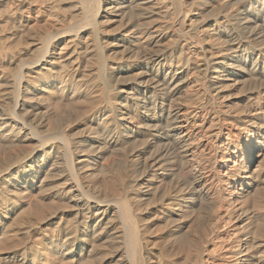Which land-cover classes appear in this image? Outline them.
I'll use <instances>...</instances> for the list:
<instances>
[{"label":"bare ground","instance_id":"obj_1","mask_svg":"<svg viewBox=\"0 0 264 264\" xmlns=\"http://www.w3.org/2000/svg\"><path fill=\"white\" fill-rule=\"evenodd\" d=\"M81 1L84 2L85 0ZM92 1V5L90 4L91 6H89L90 8L87 9L86 7V9H84L87 14L82 20V24H80L77 29L75 35V38L77 40L80 39L81 41V36L83 37V35H85V33L89 29L95 32L97 31L96 33H98V31L101 29L100 27H102L104 23H108L111 18L116 17V15L123 16L124 14L120 13L123 8H130L129 10L132 12H134V10H139L141 12H138V15H140L136 18H142L143 16L147 17L148 15L154 16L158 14V11L163 9L164 14H166L165 17L168 16L169 18H171L173 25L171 28H169L171 31L168 30L169 32L160 35V39L158 40L160 41L163 39L170 38L172 42L170 43L169 41L170 44L168 43L169 45H165V47L162 49L156 50L158 48H155V50H151V52H149L148 54L142 55V58L146 61V65L144 68H141L139 73L134 76V83L131 87L133 93V103L130 102L127 98L125 102L126 105H128L129 102L132 103L130 108H125L126 110H123L121 108L117 110V107L111 108V116L109 115L111 119L108 120V125H106L100 133L97 131L98 133L95 132L89 134L91 132L90 131L88 132L89 135H87L86 133L85 135L87 136H83V138L79 140L72 138L71 140L70 137L68 138L66 135H63L64 132L61 133L63 136H61V134L58 135L57 133L58 136H61L59 138L60 147H58L59 144L54 145L53 142L55 141L52 140V144L50 143V136L43 135L45 132L42 134L44 129L48 127L47 126L46 128L42 129L44 126L47 125L46 123L40 122L44 118H39L40 121L37 120L40 123L38 124L39 126L33 127L32 125L27 124L26 120L23 118L24 116H20V113L24 110V108L28 104L30 106V102L36 100L34 99V97L36 96H33L34 80L31 79V76H35L38 80H41V78H43L44 72L49 71V66L54 64L52 47L54 46L55 39H53V36H49L50 33L45 35L44 37H33L31 33L28 32L31 31L30 28L32 27V22L34 21L32 17L34 7L30 3H28V0L19 1V3L17 4L19 5V10H16H21L22 13L21 23L24 29L23 35L28 36L27 38H29L31 41L27 44V46H21L25 48H23V50H21L20 52L19 50H16L18 52L13 51L14 49H17L14 47L16 46V44L18 45L19 43H16L12 47L11 44L10 47H8V44L6 47L5 44V46H3V44L0 42V68L2 70V75H0V106L7 99L13 106L12 109L8 108V111L12 110V113H10V115H8V113H6V115L2 111L3 107L0 108V141L2 139H9L14 136L17 140L22 142L23 145H25L24 143H28L29 147L31 144L39 145L42 149V152H37L36 150L31 149V152H28V154L26 153V156L24 154L25 157L20 156L21 159H16V162H12L13 164L11 163V166H9L10 164L6 162L7 164H9H6V167L9 166L7 169L4 166H1L2 169L0 170V249L1 247H3V245L7 243L8 238H10L8 237L10 235L8 232L10 231V233H12L11 228L14 225L10 224L9 222L12 218L11 216L14 214V212H16V206H11L12 204H9L10 206L4 208V204L12 200L13 197L19 196L18 194L20 193L23 194V192H28V194H30V192H32L33 190L42 187L44 181H46L47 178L55 176L57 177L55 179H57L56 183L58 186L56 185V189L58 196L64 197L67 200V203L69 202L70 204H73V207L75 208L74 210H76V212L75 214H73L75 216L73 217L74 219L72 220V222H70L71 220L67 222V219L65 222H60V224L58 223L59 227L56 234H44L43 232L45 231L40 234L42 235V238L41 241L38 242H42V244L45 245V248H43L42 255L47 257V260L48 258L50 260L56 259V257H61V260L62 258H64V260H69V264L70 262L72 264H94L95 262L93 261L95 260V257H97L100 253H96L97 249H95V247L98 248L97 244L104 240L107 241L113 239V236L114 238L115 236H117L116 238L120 240L118 242V256H120L121 264H175V259L172 258L173 256L171 252V254H168L169 252H163L162 250L161 252L157 251L159 253L158 254L155 252V250L152 249L153 246H150L151 240L149 238V235L150 229H152L151 227L153 226L149 225L147 221V217L150 213L143 211L141 213L135 212L136 208H138L139 205L136 207L137 204L134 203V201L136 200L132 201V199H130L133 197V195H130L129 197V194L127 195L124 192V189H126V191H129L126 188V186L128 185L127 180L125 178L126 174L124 175V173L120 172L115 175L114 173V181H111L114 182V185H110H113L115 187L113 188L115 189L114 191L109 188L112 192L109 191L96 194V192L93 190L95 192L94 194L90 190V185L88 186L87 182L86 184H84L83 182L84 179L82 177V170L85 169V167L83 166L79 168L78 166L81 165V163L83 162H87V169L93 170V168H95V166L97 165L95 163L96 161L94 162L90 160L89 157V159H87L86 161L79 160V155H87L89 154V151L91 153L92 149H96L95 146L98 148V145H101L102 147V144H121L123 153L128 159L130 154L127 152V147L130 145L131 142L133 143L132 140L136 139L137 137H140L143 140L142 145L139 147L140 149H136V152L134 151V149H132L134 152H130L132 153L130 157H132L131 162H133L134 164V166L132 167H136L139 172L141 171V177L138 176L140 178V188L138 190V195L140 198L142 197L141 202H143L144 204L148 203V205H152L155 202L154 200H156L155 197H157L156 194L158 193V188L156 185L157 183L155 182L156 179L152 180L150 179V177L152 178L153 175L155 177V175H157V172H163L166 169V165L171 162V160L177 161L179 162V164H182L179 165L180 169L179 171L177 169L176 173L174 172L171 174L164 175L168 179H171L170 181L173 180L174 182L175 180L176 187L174 189H171V192H167L168 194H166V196L164 197V199H162L160 203H155V205H158L156 207V211L159 212V214L156 216L158 222H167L168 225L172 226L174 223H176V220L173 218V216H176L177 220L178 218L180 220H185V222L183 221L185 225L187 224L186 219H188L189 215L195 212L203 211L204 209H208L205 208L207 207V204L206 202H204L207 200L211 201L213 210H215V215L213 216V218L214 220H218H216V222H214L210 226L206 225L207 227H204L201 232L202 236L201 233H199L200 238L198 240H196L197 238L194 239V237H197L198 232L195 236L192 235L193 232L195 233V231H187L186 229V231L184 232L182 230L183 227L179 229V226L178 229L171 228L172 231L170 233L169 238L173 240L175 245H178L181 250H187V252H184L187 253L185 259L186 261L184 260V264H251L252 262L253 264H259V262H261L262 260L264 263V253L262 252V250L264 251V249L262 248L263 242L262 244H260V242L255 237L256 233L254 236L253 231L250 230L251 223L253 221L251 222L250 217L245 215L247 214L248 210L247 207L250 201L249 197L259 191V189L261 188L260 184H262L264 181L262 180V175V177L258 176L259 172L264 168V85H261L256 91H254V97L252 96L253 103L251 104L249 112L243 114L241 111H238L239 115H235L231 111L226 110V108L224 110L221 108L223 107L221 106V94H223L231 86H229L227 83V79H229L230 77L235 78L238 83L242 77L244 78L248 75L250 76V79L251 76H253L254 80H264V0H210L209 7L202 8V6V9H197V6H195L197 7L196 9H190V5L188 7V2H186L185 0ZM231 1L240 2L242 3V5L235 9L232 14L229 15H214V13H212L214 16H211L209 14V11H214L215 8L220 9L222 5H225V3L229 4L231 3ZM31 3H33V1H31ZM158 4H162L160 10L157 8ZM5 8L9 9L10 7L8 8L6 6ZM143 11H145V13H143ZM136 14H132V19L133 15L136 16ZM1 15L3 16L4 13H1ZM5 15L8 14L6 13ZM123 17L126 18L127 16ZM133 25L134 23L131 25L129 24L128 28H132ZM4 26L1 27L3 28ZM147 30H149V28ZM3 33L6 32L4 31ZM98 35V38L96 37V39H99ZM212 35H216L218 41L220 40L222 44L225 43L224 46H220L221 48L218 53L213 52L214 50L212 51V49L208 48L207 45L204 46V43H206L205 41L207 39L209 40L214 37L213 36L212 38H210ZM18 39L19 37L17 38V40ZM141 39L142 36L138 35V37L134 38L130 42L132 49L131 52L133 53L132 55L134 56V59H137L141 56V51L145 46L144 44H146L144 42V39L146 38L142 39L143 42H141ZM102 41L106 42V40ZM19 42L24 45L22 40ZM212 42L213 41L208 44L210 45L212 44ZM96 43L99 44L96 45L99 46L100 51L104 52L106 50V45H104V43L101 44L99 41ZM251 43H253L254 47H249L250 50L246 51V46ZM219 45H221V43H219ZM97 48L98 47H94V49ZM100 51L98 50L97 52L99 54H102ZM26 53L31 54L33 58L30 60H25V57H23V60L22 55ZM233 53H235L234 56ZM76 60L79 59L76 58L75 62ZM106 61L104 63L105 70L106 67L109 66L108 62ZM8 67H13V70L15 71L14 74L12 73L13 75L11 74V78L7 77V74L5 75ZM236 68H239L238 71H236ZM11 71L9 72L11 73ZM63 71L66 70H64L63 68ZM128 71L134 70L128 69ZM80 72L81 71H79L78 73ZM74 76L75 75H73V77ZM56 79L58 80V78ZM235 79L233 80L235 81ZM60 81L62 82L63 80ZM71 81H73V79ZM246 81L248 80L246 79L244 82L246 83ZM193 84H195V86L197 85L196 95L202 96L200 100L197 99L199 100V102L195 101L194 105H191L193 104V101H191L192 103L190 104H187L188 102L186 103L185 101V103L178 102V104H173V97L186 86H194ZM60 86L63 87L64 85ZM232 87L234 86H231V88ZM123 92L125 91H118L119 94H123ZM186 97L191 96H185V98ZM9 101H7L6 103H8ZM6 103L4 105H6ZM107 104H109L108 101ZM6 106L9 107L8 104ZM46 110L48 112L50 111L48 109ZM44 112L46 113V111H43L42 113ZM37 113L35 114L36 116L38 115ZM37 118H34V120ZM34 122H36V120ZM31 123L32 122H30V124ZM134 128H137V130H135ZM16 144V142L14 145L10 142V145L15 146ZM7 146L9 147V145ZM104 147L105 146H103V148ZM133 148H135V146ZM98 149L95 151L97 152ZM16 153L18 154V152ZM121 155L123 154L121 153ZM17 158H19V156ZM123 159L121 158V160ZM182 161L186 162H184L183 164ZM190 161H195L197 166L193 167L192 165V169H189V167L187 169L186 167L191 163ZM102 167L104 168L103 164ZM108 167L110 166H107L106 170ZM95 169L98 170V168ZM110 170L112 169L110 168ZM184 170V175L179 176L178 172ZM102 171H105V169H103ZM173 171L171 170V172ZM102 174L106 175L107 173L105 174L104 172ZM106 182L107 181H105V183ZM106 184L109 185V182ZM130 184H132V182H130ZM132 185L135 186V183ZM174 186L175 185H173L172 187ZM99 191H102V189ZM130 191H132V189H130ZM160 194L162 195V193ZM138 195H136V199ZM159 197H157L158 201ZM140 200L138 199L139 202ZM158 201L156 200V202ZM112 202L114 204H112ZM203 202L206 204H204V209ZM148 205H145V207ZM174 206L178 208L176 209ZM22 213H24V211ZM44 214L46 213H44V211L42 212L41 210V212H37L34 219L39 222L41 219L44 218ZM118 224L122 225V229L117 228ZM202 228L203 226H201V229ZM29 230H31V228ZM30 236L31 235L29 234V237ZM11 238H13V236ZM11 238L10 240H12ZM15 239L16 238H14V240ZM11 243L13 244V240ZM14 245L16 244L14 243L13 246ZM20 246L22 245L20 244ZM103 248V250L105 251L110 250L106 247ZM2 249L0 251H3ZM18 249L19 250L12 253V255L8 258H10V260L14 261L15 263H29L30 258L28 256L29 254L27 248L24 247ZM105 251L101 252L104 254L106 253ZM116 256L113 257V260L116 258ZM6 260L7 258L0 256V264H2L3 261ZM64 262L63 264H65ZM66 264H68V261Z\"/></svg>","mask_w":264,"mask_h":264},{"label":"rangeland","instance_id":"obj_2","mask_svg":"<svg viewBox=\"0 0 264 264\" xmlns=\"http://www.w3.org/2000/svg\"><path fill=\"white\" fill-rule=\"evenodd\" d=\"M19 1H21V0H16V1H14V0L0 1V3H1L0 4V11H1L2 14L4 13L3 16L0 13V22H1L0 23V29H1V31L4 30L6 32V33H3L4 31H2V33H1V31H0V33H1L0 36H2V37H0V42L3 44V46L6 45V47H7L8 44H9L8 47H10V44H11V47H12L16 43H19L18 45L16 44V46H19V47H16L15 46L14 48H17V49H14L13 51L19 50V52H20L21 50H23V48H25V47H21V46H27V44L30 43L31 40L29 38H27L28 36L23 35L24 29H23V25L21 23L22 22V13H21V10L18 11L19 10V5H17L19 3ZM31 1H33V3H31ZM91 1L92 0H85L84 2H82L81 0H28V3H30L34 7V12L32 14V17H33V20L34 21L32 22V25H31L32 27L33 26L34 27L33 28L31 27L30 28L31 31H28V32H30L33 37H37V36L38 37H44L45 35H47L49 33H50L49 36H53V39H55V40H54V46L52 47V54H53V56H54L53 58L55 60L53 59L54 64H52V65L49 66L50 67L49 68L50 69L49 70L50 72L49 71H45L44 74H43V78H41V80H38L35 76H34L35 78L33 76H31L32 77L31 79L34 80V82H33V93H34V95L33 96H36V97H34V99H36V100H33L32 102H30V106L28 104L24 108V110H23L25 112L22 111L21 112L22 114L20 113V116L21 117L24 116L23 118L26 120L27 124L32 125L33 127L34 126H36V127L39 126L38 125V124H40L39 123V121H40L39 118H44L40 122L41 123H46L47 125L44 124L46 126H44L42 129L46 128L47 126L48 127L46 129H44V131L42 132V134L44 132L47 133V134L44 133L43 135L50 136L49 137L50 143L53 142V141H55L53 143H54V145L59 144L58 147H60L59 138L61 136H63V135H66L68 138L70 137V139L72 138V139L79 140V139L83 138V136L85 137V136H87L89 134H92V133H95L97 131L100 133L103 130V128L106 125H108V120L111 119V117H110L111 116L110 114L112 112V109L111 108H113V107L116 108L117 107L116 108L117 110H119V108H121L123 110H126L128 107L130 108L131 105H132V103H133V100H132L133 93H132L131 87L133 86V83H134L133 82L134 81V76L137 73H139V71L141 70V68H144L145 65H146V61L142 58V55L148 54L149 52H151V50H155V48H158L156 50L162 49V48L165 47V45H169L172 42L170 40V38L163 39V40H160V41L158 40V39H160L159 38L160 35L171 31L169 28H171L172 25H173L171 18H169L168 16L165 17L166 14H164L163 9H161L162 11L160 10V8L162 7V4H158L157 5V8L160 10V11L157 12L158 14H156L154 16H149L148 15L147 17L146 16H143V17L141 16L142 18H140V17L136 18L137 16L140 15V14L138 15V12L141 13L139 10H134V12H132V11L129 10L130 8L129 9L126 8L127 10L125 8H123V10L120 13H123L124 15L123 14H121V15H123L125 17L127 16L126 18H124L123 16H117L116 15V17L111 18V20H109L108 23L106 22V23H104L105 25L103 24V26L100 27L101 28L99 30L100 32L98 31V33H96L97 31L95 32V31L89 29L85 33V35H83V37L81 36V41H80V39H78L79 40L78 41L75 38L76 37L75 35H76V32H77V29H78L79 25L82 24V20L84 19V17L87 14L84 9H86V7H87V9L90 8L89 6H91L92 3H93V1L92 2ZM128 1H127V4H128ZM185 1L188 2V5H187L188 7L190 5V7H189L190 9H192V8H195L196 9L197 7H198L197 9H199V8L202 9L204 7H209V2H210V0H208V1L207 0H185ZM6 2H8L9 4L6 3ZM235 2L236 3H240V2H237V1H231V3H229V4L228 3H225V5H222V7H220L221 10L219 8H215V9L212 8V9H214V11H212V10L209 11L210 12L209 14L211 16L213 15L212 13H214V15H217V14H221V15H229V14H232V12L235 9H237L238 7H240L242 5V3L236 4ZM196 3L197 4L199 3L198 4L199 6ZM86 5H88V6H86ZM236 5H238V6H236ZM6 6L8 8L9 7L10 8L9 9H6L5 8ZM195 6H197V7H195ZM11 8H12L13 11L11 10ZM1 9H3V10H1ZM16 9H18V10H16ZM217 9H219L220 11L217 10ZM4 10H5V12H4ZM127 11H130V12H127ZM6 13L8 15H5ZM133 13L134 14L137 13V14H136V16L133 15V19H132V14ZM143 13H145V11H143ZM10 14H11V16H10ZM8 16H10V17H8ZM139 19H142V20H139ZM133 23H134V25L132 26L133 29L132 28H128L129 27V24L131 25ZM4 24H5V26H4ZM1 26H4V27L2 28ZM10 27H12V28H10ZM6 28H8V29H6ZM148 28H149V30H147ZM28 30H29V28H28ZM124 30H126V31H124ZM139 30H141V31H139ZM143 32H145V33H143ZM149 32H152V33H149ZM147 33H149L150 35L147 34ZM136 34H137V36H136ZM97 35L99 36V39H96ZM138 35L139 36H142V39L146 38V39H144V42L146 43V44H144L145 45L144 48L145 47L146 48L145 49L144 48L142 49V51H141L142 54H141V56L139 58L134 59V56L132 55L133 53L131 52L132 49H131V43L130 42L134 38L138 37ZM18 37H19V39L17 40ZM121 37H123V38H121ZM210 38H212V39H209V40L207 39L205 41L206 43H204L205 44L204 46L207 45V47L210 48V49H212V51L214 50L213 52L218 53L219 50H220V48H221L220 46H222V45L224 46L225 43L222 44V42L220 40L218 41L216 35H212ZM142 39H141V42H143ZM215 39H216V41H215ZM21 40L24 43V45L21 42H19ZM102 40H106V42L105 41H102ZM145 40H147V41H145ZM210 40L213 41V42H212V44L209 45L208 43H211ZM98 41L101 44L104 43V45L107 46V47L105 46V49L106 50L104 52L103 51H100L99 46H98L99 44L96 43ZM169 41H170V43H169ZM82 42H84V43H82ZM25 43H26V45H25ZM213 43H214V45H213ZM219 43H221V45H219ZM96 44H98V45H96ZM85 45H86V47H85ZM147 45H149V46H147ZM252 45H253V43H251L248 46H246L247 48H245V50L246 51L250 50L249 47H254V45L253 46ZM88 46L90 47V49H89ZM94 47L95 48L98 47L97 49L102 54H99L97 52L98 50L97 49H94ZM95 50H97V51H95ZM93 51H94V53H93ZM16 52H18V51H16ZM27 55L29 57H31V58H29ZM30 55L31 54H27L26 53V54L22 55V59L24 60L23 57H25V60H30V59L33 58V56L32 55L30 56ZM78 55H80V56H78ZM234 55H235V53H233V56ZM104 56H105V58H104ZM131 57H133V58H131ZM76 58L79 59V60H76V62H75V59ZM95 58H96V60H95ZM71 61H73V62H71ZM105 61L108 62V64H109V66H107L108 68L106 67V70H108V71H106L104 69V63H105ZM64 63H65V65H64ZM70 63L71 64L73 63V64L71 65ZM75 67H77V68H75ZM63 68L66 71H63ZM67 68H70V69H67ZM100 68H102V69H100ZM13 69H14L13 67H8L5 75L7 74L6 76L9 77V78H11L12 77L11 74L12 73L13 74L15 73V71ZM60 69H62V70H60ZM128 69H132L134 71H128ZM238 69L236 68V71H238ZM11 70H13V71H11ZM9 71H11V73ZM79 71H81V72L78 73ZM61 72L66 73L68 75L63 74ZM82 73L83 74L85 73V74L83 75ZM0 75H2L1 68H0ZM73 75H75V76L73 77ZM109 77H111V78H109ZM56 78H58L59 81ZM67 78H69V79H67ZM72 79H73V81H71ZM233 79H235V78L230 77L229 79H227L228 85L229 86L231 85V86H234V87L231 88V86H230L223 93L224 95L221 94V98H222L221 99V106H223V107H221V106L220 107L223 110L226 108V110L231 111L235 115H239L238 111H241L243 114H245V113L249 112V110L251 108V104L253 103V97H254L253 96V93H254V91H256L258 89V87H260L261 85H264V80H261V81L254 80L253 76H251V79H250V76L249 75L246 76V77H244V78L242 77L241 78L242 80L240 79L239 83H238V81H236V79H235V81ZM243 79H244V81L246 79L248 81H246V83H245L243 81ZM60 80H63V81L61 82ZM253 81H255V82H253ZM64 82H66V83H64ZM249 82H251V83H249ZM229 83H231V84H229ZM252 83H253V85H252ZM60 85H64V86L62 87ZM193 85L195 86V84H193ZM254 85H255V87H254ZM194 86H188V87L186 86L185 88H183L178 94H176L177 96L175 95L173 97V100H174L173 101V104H175V103L178 104V102L179 103L180 102L181 103H185V102L187 103L188 102L187 104H190V103H192L191 101H193V104H191V105H194V102L195 101L199 102V100L202 98V96L201 95H196L197 94L196 93L197 92V85L195 87ZM235 86H237V87H235ZM45 87H47V88H45ZM117 89H119V90H117ZM45 90H47V91H45ZM118 91H125V92H123V94H119ZM43 92H45V93H43ZM105 94H106V96H105ZM107 94H108V96H107ZM186 94H188V95H186ZM130 95H132V96H130ZM185 96H191V97H186L185 98ZM108 97H109V99H108ZM112 97H113V99H112ZM192 97H193V99H192ZM104 98H106V99H104ZM126 98L130 102H132V103L129 102L128 105H126V103H125L126 100H127ZM188 98H190L192 100H190ZM197 99H199V100H197ZM105 100H107L109 104H107V101H105ZM7 101H9V100L7 99L6 101H4L3 104L0 106V108L3 107L2 108V111L5 114L8 113V115H10V113H12V110H9V111H11V112H9L8 111V108L9 109L10 108L12 109L13 106L10 103V101L8 103H6ZM223 101L226 104H224ZM97 102H99V103H97ZM5 103H6V105L8 104L9 107H7L6 105H4ZM222 103H223V105H222ZM57 104H59V105H57ZM195 104H197V103H195ZM110 105H111V107H110ZM113 105H115V106H113ZM244 108H245V110H244ZM27 109H28L29 112L27 111ZM46 109H48L50 111L48 112ZM232 109H233V111H232ZM32 110H34V111H32ZM81 110H82V112H81ZM43 111H46V113L45 112L42 113ZM109 111H110V113H109ZM47 112H48V114H47ZM29 113H31V114H29ZM36 113L38 114L37 116L35 115ZM42 115H45V116H42ZM33 116H34V118H37L38 117L37 119H35L37 123L34 122L35 120H34ZM32 118H33V120H32ZM37 120H39V121H37ZM106 120H107V122H106ZM30 122H32V123L30 124ZM66 122L69 123V124H67ZM48 123H49V125H48ZM90 128H91V130H90ZM134 129L137 130V128H134ZM48 130H50V131H48ZM93 130H94V132H93ZM62 132H64L63 135L61 134ZM88 132H90V133L88 134ZM55 133H56V135H55ZM57 133H58V135L61 134V136H58ZM86 133H87V135H85ZM11 138H9V139H2L0 141V170L2 169L3 166L7 169L9 166H11L13 164L12 162H16L17 161L16 159H18V160L21 159L20 156L25 157L26 156V153L28 154V152H31V149L36 150L37 152H42V149L40 148L39 145H36V144L33 145V144H31L32 146L30 145V147H29L28 143L27 144L24 143L25 145H23V143L20 142L19 140H17L14 136L11 137ZM9 140H10L11 144L14 145L15 142H16L18 145L17 144L15 146L10 145ZM134 140H132V141L137 146L131 142L130 145L127 147V152L130 155L132 154V153H130V152L133 151L132 149H134V151L136 152L137 151L136 149H140L139 147L142 145V142H143V140L140 137H137ZM136 140H137V142H136ZM5 144L9 145V147L7 145H5ZM35 145H36V147H35ZM96 145H98V144H96ZM107 145L108 144H102V147H101V145H98V148L99 149L95 146L96 149H92V152H91L92 154L89 151L88 152L89 154H87L88 156L87 155H82V154L79 155L80 156L79 157V160H85L86 161L87 159L90 158V160H92L94 162L96 161L95 163L97 165L95 166V164H94V166H95V168H98V170L95 169V168H93V170L92 169H87V165H88L87 162L81 163L82 166L81 165H78L79 168H81L83 166L85 167V169L82 170V177L84 179V181H83L84 184H86V182H87V185L88 186L90 185L89 187H90L91 192L94 193V194H95V192H96V194L97 193H103V192H109L110 189H112V191H114L115 190V189H113V188H115L113 186L114 185L113 184L114 182H111V181H114L113 180L114 179V176L117 175L120 172L124 173V175L126 174L125 178H126L127 184H128L126 186V188L129 191H126V189H124V192L127 195L129 194V197H130V195H133V197L130 198V199H132V201L136 200V201H134V203L137 204L136 207L139 205L138 208H136L135 212L136 213L137 212L138 213L139 212L141 213L143 211V212H147V213L149 212L150 213L148 215V217H147L148 218V220H147L148 221V224L151 225V226L153 225L151 227L152 229H150V235H149V238L151 240L150 246L151 245L153 246V247L152 246L151 247H152L153 250H155L156 253H158L157 251L161 252L162 250H163V252L164 251L167 252V253L169 252L168 254H171L172 253V256H173L172 258L175 259V264H182V263L184 264V262L186 261L185 259H186V255H187V253H184V252H187V250H184L183 251V250H181V248L178 245H175V243L173 242V240H171L169 238L170 237V233H171L172 229H178V226H179V229L183 227L182 230L184 232L186 231V229H187V231L188 230L189 231H195V233L193 232V234H192V235H195V236H196V234L198 232L197 237H194V239L197 238L196 240H198L200 238V234L199 233L202 232V230L204 229V227L210 226L211 224H213L214 222H216V220H218V219H215L214 220V218H213V216L215 215V210H213V206H212L211 201H208V200L207 201H204V202H206L207 205L203 202V209L205 207L204 204L207 206L205 208H208V209H206V210L205 209L204 210L202 209L203 211L195 212V213L189 215L188 219H186L187 224H185V225L183 223V221L185 222V220H180L179 218L177 220V217L176 216H173V218L176 220L175 221L176 223H174L172 226L168 225L167 222L166 223L165 222H160V221L158 222L157 221V217H156L159 214V212L156 211V209H157L156 207L158 206L157 204L160 203L162 201V199H164V197L166 196V194H168L169 192L172 191L171 189H174L176 187L175 180H174V182H173V180L170 181L171 179H168L164 175L171 174V173H174V172L176 173V170L178 169V171H179V169H180V166L179 165H182V164H179V162H177V161H172L171 160V162H169L166 165V169L163 172L162 171H160V173L157 172L156 173L157 175H155V177H154V175L152 176V178L150 177V179H152V180H155L156 179L155 182L157 183L156 185H157V188H158V191L157 192L159 193L160 197H159V195L157 193L156 196L159 197V201H158V198L155 197V199L158 202H156V200H154L155 202L153 204L151 203L153 206L150 205V204H149L150 205L149 206L148 203L147 204L146 203L144 204L143 202H141L142 201V197L140 198L139 195H138V190L140 188V186H139L140 185L139 184L140 178L139 177H141V171L139 172V170L136 167H134L135 169L132 167V166H134L133 162H131L132 157H130V155H129V158L127 159V157L123 153V149L121 148L122 147L121 144H116V145L109 144L108 146ZM103 146H105V147L103 148ZM134 146H135V148H133ZM97 149H98L99 152L98 151L97 152L95 151ZM100 149H102V150H100ZM121 149H122V152H121ZM16 152H18V154ZM121 153L123 155H121ZM14 154H16V155H14ZM24 154H25V156H24ZM41 155H42V153H41ZM90 155H92V156H90ZM18 156H19V158H17ZM121 158L122 159L123 158H126V159L121 160ZM124 160H127L128 162L127 161H124ZM6 162L9 163L10 165L7 164ZM182 162L184 164V162H186V161H182ZM130 163H132V164H130ZM6 164L9 165V166L6 167L7 166ZM102 164L104 165V168L102 167ZM192 165H193V167H196L197 166L196 162L194 161V162H191L186 168L188 169V167H189V169L190 168L192 169L193 168V167H191ZM107 166H110V167H108L107 170H106V167ZM110 168L112 170H110ZM101 169L102 170L105 169V171H102ZM108 169H109L110 172L108 171ZM94 170H96V171H94ZM119 170H121V171H119ZM171 170L172 171L174 170V171L171 172ZM98 171H100V172H98ZM111 171H114V172H111ZM104 172H105V174L106 173L107 174L106 175L102 174ZM184 172H185V170L184 171H180V172H178V175L179 176H182V175H184ZM260 172H259L258 176H260V177L263 176L262 177V180H264L263 179L264 178V174H263L264 173V168ZM114 173H115V175H114ZM138 173H139V175H138ZM179 173H181V174H179ZM87 174H89V175H87ZM91 175H93V176H91ZM109 175H111V176H109ZM84 176H85V178H84ZM55 178H57V177H55V176L53 177L52 176V177L47 178V180L44 181L42 187L33 190L34 192L33 191L30 192V194H28V192H25V193L23 192V194L22 193L18 194L19 196L13 197V199L10 200V201H8L7 203L4 202L5 203L4 206H3L4 208L10 206L9 204H12L11 206H16V209H15L16 212H14V214L11 216L12 218L10 219V222H9L10 224H12L14 226H12V228H11L12 230L9 229V230H11L12 233H10V231H9L8 233L10 235L8 234L9 235L8 237L11 238L13 236V238H11V239L13 240V244L15 243L17 246L14 245L15 246L14 247L13 244L11 243L12 240H10V238H8V241L9 242L7 241V243L5 244L6 246L3 245V247H1V249L3 248L2 249L3 251H0L1 252L0 253V256H2L4 258H7V260L6 261H3L2 264H21L19 262H16L15 263L14 261H11L10 258H8V257L11 256L12 253H14L15 251L19 250L18 248H24V247L27 248V251H28V254H29L28 256L30 258L29 259V263H27V264H44V261H45V264H50V262H51V264H54L55 262H56L55 264H63L64 261H66V262H64L65 264L67 263V261H68V264H69V260H66V259L64 260V258H62V260H61V257H56V259H50V260L48 258V260H49L48 261L47 260V257H45V256L42 255L43 248H45V245H43L42 242H38V241H41V238H42L41 236L42 235H40V234H42L43 231H45V232H43L44 234H46V233H48V234H56L60 222L61 223L62 222H65L67 219H68L67 222L69 220H71L70 222H72V220L74 219L73 217L75 216L73 214H75L76 210H74L75 208L73 207V204H70L69 202H68L69 203L68 204L67 203V200L64 197L58 196L57 189H56L58 185L56 183V180L57 179H55ZM130 179H132V180H130ZM165 179H167V180H165ZM105 181H107L106 183L109 182V185L106 184ZM130 182H132V184L135 183V186H133L132 184H130ZM45 183H46V185H45ZM53 183L55 184V189H54V184ZM111 184H113V185L110 186ZM136 184H138V185H136ZM173 185H175V186L172 187ZM262 185L264 186V181H263L262 184H260L261 191L259 189V191H258L259 193L256 192L255 193L256 195L253 194V195H251L249 197L250 198L249 199L250 201L248 203V207L247 208H248V210L250 209L249 210L250 213L247 210V214L248 213L249 214L248 215L245 214V215L248 216V217H250L251 222L253 221L251 223V228H250V226H249V228H250L251 231H253L254 236H255V233H256V236L255 237L260 242V244H262V242H263V245H262L263 247L262 248L264 249V208H262V207H264V205H263L264 204V190H263L264 187ZM101 189H102V191H99ZM130 189H132V191H130ZM40 191H41V193H40ZM97 191H99V192H97ZM112 191H110V192H112ZM144 191H145V189H144ZM127 192H129V193H127ZM130 192H132V193H130ZM160 193H162V195ZM21 194H22V197H21ZM261 194H262V196H261ZM123 195H124V193H123ZM136 195H138L137 196V199H136ZM260 198H261V201L262 202L260 201ZM138 199L139 200L141 199L140 202L142 203V205L138 201ZM13 201L15 202V204H14ZM18 201H20V202H18ZM64 201H65V203H64ZM16 202L19 203V204H17ZM256 202H257V204H256ZM155 203H157V204L155 205ZM112 204H114V203L112 202ZM145 205H148V206L145 207ZM259 205H260V207H259ZM175 208L177 209L178 207H175ZM30 209H31V211H30ZM251 209H252V211H251ZM41 210H42V212L44 211V213H46V214H44V216H43L44 217L43 218L44 220L41 219L38 222L36 219H34V217L36 216L37 212L39 213V212H41ZM137 210H141V211H137ZM144 210H147V211H144ZM261 210H263V211H261ZM23 211H24V213H22ZM65 213H66V215H65ZM62 215H64V216H62ZM154 218H155V221H157V222L154 221ZM149 222H151L152 224L149 223ZM154 222H155L156 225L154 224ZM191 222H193V223H191ZM205 223H207V224H205ZM204 224H205V226H204ZM120 225L121 224H118L117 228H119V229L121 228L122 229V225L121 226ZM194 226H196V227H194ZM201 226H203L202 229H201ZM30 228H31V230H29ZM26 229H28L29 231L26 230ZM54 230H56V231H54ZM25 232H27V233H25ZM32 232H33V234H32ZM258 233H260V234H258ZM29 234L31 235L30 237H29ZM27 235H28V237H27ZM38 236L40 237V239H39ZM201 236H202V233H201ZM116 237L117 236H115V238H114V236H113V239H110V240H107V241L104 240V241H102L100 243L97 242L99 244H97V247L98 248L95 247V249H97L96 250V253H99V252L100 253H99L98 256L96 255L97 256V257H95V260L96 261L95 260L93 261V262H95L94 264H118V263L121 264L120 256H118V254H119L118 253L119 252V243L118 242L120 240L118 238H116ZM14 238H16V239L14 240ZM117 239H118V241H117ZM34 242L37 243V244H35ZM23 243H24L25 246L23 245ZM102 243H104V244H102ZM20 244L22 246H20ZM7 245H8V247H7ZM100 245H102V246H100ZM37 246H38V248H37ZM39 246H40V248H39ZM103 247H106L107 249H110V250L105 251V250H103L104 249ZM98 249H99V251H98ZM112 249H113V251H112ZM39 250H40V252H39ZM100 250L102 252L105 251L106 253L103 254ZM262 252L264 253L263 250H262ZM106 254L107 255L109 254V255L107 256ZM173 254L175 255V257H174ZM114 256H116V258L113 260V257ZM43 258H44V260H43ZM261 263L264 264L263 263V260L261 262H259V264H261ZM70 264H72V263L70 262ZM251 264H253V262Z\"/></svg>","mask_w":264,"mask_h":264}]
</instances>
